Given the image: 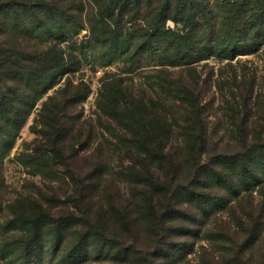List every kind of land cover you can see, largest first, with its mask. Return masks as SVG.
<instances>
[{
	"label": "trees",
	"instance_id": "trees-1",
	"mask_svg": "<svg viewBox=\"0 0 264 264\" xmlns=\"http://www.w3.org/2000/svg\"><path fill=\"white\" fill-rule=\"evenodd\" d=\"M214 4L219 7L218 15L212 13ZM86 23L88 41L77 45L73 37ZM263 38L264 0H0V159L12 148L38 101L66 76L42 102L31 125L32 129L40 126L43 142L25 160L34 172L42 174L52 192L48 206L31 202L32 212L26 217L33 229L31 240L47 225L54 235L53 255L63 233L70 232L71 226H81L80 242L103 240L136 257L139 251L134 249V239L124 243L115 230L106 231L107 226L120 219L124 235L132 236L135 217L131 212L138 215L147 210L153 215L158 236L163 218L174 211L161 206L164 210L159 212L158 202H154L156 192H165L171 196L169 200L184 194L199 206L197 190L209 187L208 180L235 195L262 185L264 107L257 104V120L251 121L260 128L246 130L251 115L246 107L239 121L232 114L234 128L211 143L199 104L198 83L203 61L215 56L229 64L238 55L258 52ZM65 41L71 43L64 47ZM87 49L102 66L122 64L119 72L104 74L95 106L102 126V116L119 126V133H112L114 140L108 138L107 150L122 164L120 174L139 187L133 195L144 198L138 203L130 200L119 204L113 212L94 211L93 201L87 202L97 187L94 179L100 176V155L95 156L93 169L78 174L70 165L76 147L66 142L70 134L77 140L93 127L92 123L89 128L84 124L87 120L80 122L82 111L73 109L85 101L89 86L83 80L75 84L68 76L80 68L83 58L88 60ZM143 60L150 63L144 66ZM262 76L264 80V73ZM238 77L234 75V80ZM240 78L249 81L245 89L251 95L253 82L248 73ZM225 136L234 145L220 148ZM86 147L85 143L81 149ZM182 165L190 176L186 185L178 181ZM61 173L71 183L73 195L68 198L73 210H53L59 198L56 192L62 186L50 181ZM20 238L15 236L7 248L15 251L17 244L23 243ZM27 247L23 243L19 251L26 263Z\"/></svg>",
	"mask_w": 264,
	"mask_h": 264
},
{
	"label": "rangeland",
	"instance_id": "rangeland-1",
	"mask_svg": "<svg viewBox=\"0 0 264 264\" xmlns=\"http://www.w3.org/2000/svg\"><path fill=\"white\" fill-rule=\"evenodd\" d=\"M211 8L214 15L220 13L217 5L214 4ZM168 24L173 26L171 21ZM88 36L89 29L86 23V27L81 28L72 41L77 45L81 42L87 43ZM70 43L71 41H65L62 46L66 47ZM86 56L88 60L83 58L80 68L68 76L75 84L83 80L89 86L90 92L85 101L73 109L82 111L80 122L87 120L84 124L88 128L92 123L90 133L93 136L85 142L84 139L90 134L88 131H85L77 140H72L73 134H70L66 142L76 147V155L71 159L70 165L78 174H85L93 169L96 162L95 156L100 155L97 157L100 164L98 168L100 176L94 179L96 182L94 186L97 187H93V194L87 202L93 201L94 211L103 209L113 212V208L126 201L138 203L139 199H144L142 194L138 198V194L133 195L139 187L120 174L122 164L113 151L107 150L106 142L108 138L114 140L111 138L114 137L112 133L114 131L115 135L119 133V126L106 116H102L105 122L102 126L95 106V98L104 74L119 72L122 64L115 62L102 66L88 49ZM148 63H150L149 60H143L142 65L145 66ZM199 70V104L208 131V140L211 143L225 131L234 128L231 124L232 114L234 113L239 121L246 107L248 114L251 111L250 120L246 122V130L255 131L260 128L258 124H252L251 121L257 120L259 111L257 104L259 107H264V80L262 79L264 45L258 52L238 55L229 64L226 60L220 61L212 56L201 63ZM244 72L248 73L249 80L253 82L251 95L250 91L246 93L245 89L249 81H243L240 78ZM234 75L239 77L234 80ZM65 78L66 76L38 101L15 136L12 148L0 159V264H264V183L253 185L247 191L243 189L239 195H235L216 186L212 180H208L209 187L197 190L200 193L197 200L200 203L199 206L191 203L184 194L169 200L171 196L165 192L159 191L160 194L156 192L154 202H158L156 208H159V212L164 210L161 206L172 207L169 209L174 211L170 214L167 212V218H163L157 230L158 236L152 225L151 216L153 215L147 210L138 212V215L137 212L136 214L131 212L132 217H135L129 234L132 236L124 235L120 219H115L117 220L115 222L111 220L109 228L107 226L106 231L115 230L119 234L120 241L124 243H130L128 240L134 239V249L139 251L136 257L124 252L123 248L111 246L103 240L88 239L80 242L78 238L82 233L81 226H71L70 232L63 233L61 243L59 247L57 246V250L55 246L53 255L54 235H50L47 225L42 226L39 236H34L31 240L33 229L29 220L26 219L32 212L31 202L37 200L42 205L48 206L47 199L52 196L50 187L42 174L34 172L25 160L32 149L43 142L42 133L39 132L40 126L32 129L31 125L42 102L48 95L54 93ZM246 94L247 98L244 99ZM227 138L225 136V140L220 143V148L226 147L229 143L234 145L228 142ZM85 143L87 147L81 149ZM68 149L67 145L66 150ZM109 154H112V158ZM162 173L159 170L161 176ZM178 177V181L186 185L185 181L190 176L183 165L178 171ZM99 179L101 184L98 183ZM50 184L62 186V190L56 192L59 198L55 199L56 204L53 210H64L63 208L73 210V202H70V197L68 198V195H73L68 177L61 173L58 177L52 178ZM178 215L182 218L181 216L177 218ZM74 231L75 236L72 237L71 234ZM15 236L21 237L20 240L28 246L27 263L19 252L23 243H18L15 251L7 248L8 243ZM77 246L79 251H76ZM51 258H53L52 261H50ZM62 258L63 262L58 263Z\"/></svg>",
	"mask_w": 264,
	"mask_h": 264
}]
</instances>
